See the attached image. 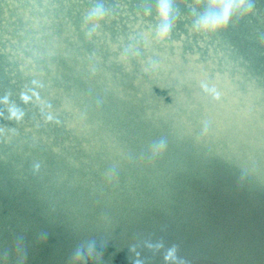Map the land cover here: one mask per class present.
Returning a JSON list of instances; mask_svg holds the SVG:
<instances>
[{
  "label": "water",
  "instance_id": "95a60500",
  "mask_svg": "<svg viewBox=\"0 0 264 264\" xmlns=\"http://www.w3.org/2000/svg\"><path fill=\"white\" fill-rule=\"evenodd\" d=\"M0 0V264H264V0ZM104 17L85 27L87 12ZM175 249L176 262L166 261Z\"/></svg>",
  "mask_w": 264,
  "mask_h": 264
},
{
  "label": "clouds",
  "instance_id": "9594fccd",
  "mask_svg": "<svg viewBox=\"0 0 264 264\" xmlns=\"http://www.w3.org/2000/svg\"><path fill=\"white\" fill-rule=\"evenodd\" d=\"M194 10L203 9L192 19V30L197 33H213L222 30L227 26L233 15L244 12L248 9L246 0H192ZM156 15L159 21L158 35L163 38L167 35L170 27L172 11V0H157ZM104 17V10L101 5L90 9L84 20V26L95 27ZM93 256V248L77 249L73 254V264H85L88 258ZM164 259L176 262L175 249H169Z\"/></svg>",
  "mask_w": 264,
  "mask_h": 264
}]
</instances>
